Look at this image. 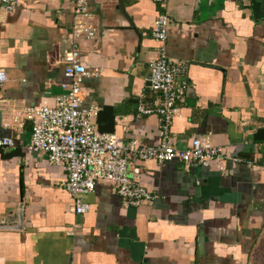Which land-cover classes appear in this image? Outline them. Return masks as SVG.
Returning <instances> with one entry per match:
<instances>
[{
  "label": "crops",
  "instance_id": "obj_1",
  "mask_svg": "<svg viewBox=\"0 0 264 264\" xmlns=\"http://www.w3.org/2000/svg\"><path fill=\"white\" fill-rule=\"evenodd\" d=\"M120 1L124 7L121 8ZM83 21L97 30L77 43L91 72L83 108L98 129L125 140L160 142L150 63L152 35L165 12L169 57L184 60L188 84L171 127L175 145L208 137L234 161L186 168L179 161L130 160L157 198L130 205L110 183L81 194L76 212L67 171L29 153L28 107H52L63 94L64 57L74 43L71 0H19L0 6V264H264V0H87Z\"/></svg>",
  "mask_w": 264,
  "mask_h": 264
},
{
  "label": "built area",
  "instance_id": "obj_2",
  "mask_svg": "<svg viewBox=\"0 0 264 264\" xmlns=\"http://www.w3.org/2000/svg\"><path fill=\"white\" fill-rule=\"evenodd\" d=\"M18 1L0 0V6L12 10ZM71 5L76 19L74 43L64 57V71L69 82L62 84L64 92L58 96L54 106L26 109V116L32 121L31 139L26 149L31 154L46 153L51 163L67 171L64 186L76 199L77 213L82 214L89 209L80 195L95 191L101 182L112 184L130 205L153 202L157 195L147 190L138 179L143 167L136 165L134 174L130 173L131 159L140 162L153 160L159 165L176 160L186 168L210 166L222 157L237 162L243 160L230 156L208 137L192 138L185 147H179L173 142L171 127L188 88L187 82L179 80V77L187 73L188 63L171 58L166 52L170 19L165 12L158 15L152 32L155 40L162 45L159 56L150 63L149 76L151 89L159 94V99L153 108L139 104L137 111V116L152 113L158 115L160 142L149 145L138 139L125 140L115 133L100 131L93 121L97 109L83 108L82 82L95 72L83 64L77 43L80 37L95 38L97 30L82 20L88 14L87 0H71ZM7 80L5 70L0 68V92ZM15 146L14 138H0V150Z\"/></svg>",
  "mask_w": 264,
  "mask_h": 264
},
{
  "label": "water",
  "instance_id": "obj_3",
  "mask_svg": "<svg viewBox=\"0 0 264 264\" xmlns=\"http://www.w3.org/2000/svg\"><path fill=\"white\" fill-rule=\"evenodd\" d=\"M120 4H121V8H122V10L124 11V7H123V5H122V1H120Z\"/></svg>",
  "mask_w": 264,
  "mask_h": 264
}]
</instances>
